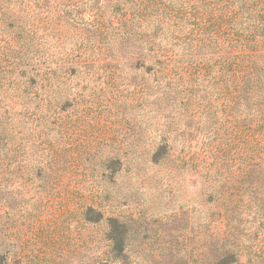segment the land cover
<instances>
[{
    "label": "rangeland",
    "instance_id": "374dc122",
    "mask_svg": "<svg viewBox=\"0 0 264 264\" xmlns=\"http://www.w3.org/2000/svg\"><path fill=\"white\" fill-rule=\"evenodd\" d=\"M93 13L43 31L48 65L71 66L59 89L0 87V264H264L251 151L219 147L236 120L217 81L164 101L138 44L80 35Z\"/></svg>",
    "mask_w": 264,
    "mask_h": 264
},
{
    "label": "trees",
    "instance_id": "16d2710c",
    "mask_svg": "<svg viewBox=\"0 0 264 264\" xmlns=\"http://www.w3.org/2000/svg\"><path fill=\"white\" fill-rule=\"evenodd\" d=\"M87 9L96 23L79 27L80 35L96 39L100 52L138 44L143 66L159 76L164 101L196 87L200 74L217 81L224 113L236 120V134L228 132L219 147L230 151L236 145L242 160L251 151L241 172L250 173L256 205L264 211V0H0L1 89L13 86L31 99L48 80L59 89L71 66L48 65L43 31L51 25L63 34L59 27ZM188 70L195 74L188 77ZM185 78L194 84L179 89ZM30 86L39 90L29 92ZM56 93L61 105L71 102L70 89Z\"/></svg>",
    "mask_w": 264,
    "mask_h": 264
}]
</instances>
